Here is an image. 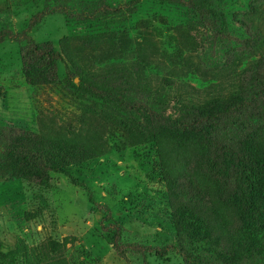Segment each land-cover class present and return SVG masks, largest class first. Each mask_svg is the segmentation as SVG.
I'll list each match as a JSON object with an SVG mask.
<instances>
[{
    "label": "trees",
    "instance_id": "obj_1",
    "mask_svg": "<svg viewBox=\"0 0 264 264\" xmlns=\"http://www.w3.org/2000/svg\"><path fill=\"white\" fill-rule=\"evenodd\" d=\"M37 2L27 25L0 17V44L20 45L35 92L69 93L78 113L60 132L0 127V180L48 190L53 175H63L80 186L72 167L111 148L153 144L176 245H124L120 227L109 224L118 256L150 250L162 259L178 252L184 264H264V0ZM54 14L69 30L60 50L33 37ZM133 33L176 81L153 73L145 56L97 66V51L127 59ZM190 80L208 85L199 92ZM71 243L50 240L41 251L21 240L5 253L0 242V264H19V255L23 264H68L62 253Z\"/></svg>",
    "mask_w": 264,
    "mask_h": 264
},
{
    "label": "rangeland",
    "instance_id": "obj_2",
    "mask_svg": "<svg viewBox=\"0 0 264 264\" xmlns=\"http://www.w3.org/2000/svg\"><path fill=\"white\" fill-rule=\"evenodd\" d=\"M39 11L37 0H0V17L10 14L17 28L34 20ZM139 35L130 36L133 52L125 60L124 56L94 52L100 59L97 66L136 63L145 56L153 73L176 81L161 65L154 47L142 46ZM68 36L62 14L46 16L33 33L36 41L52 42L59 50ZM156 40L166 43V39ZM189 84L199 92L208 85L194 80ZM68 94L50 89L35 92L23 75L20 45L14 41L0 44V127L33 133L60 132L78 113ZM158 163L154 145L143 144L123 151L111 148L100 158L72 167L71 173L80 186H74L63 175H53L48 190L27 182L0 180V242L4 252L15 250L21 240L30 249L44 251L50 240L63 243L74 239L62 253L68 264H184L178 252L162 259L146 250L131 252L128 260L121 259L107 241L105 227L111 224L120 227L124 245L139 244L152 251L176 245L175 228L167 210L168 190ZM18 260L23 264L21 255Z\"/></svg>",
    "mask_w": 264,
    "mask_h": 264
}]
</instances>
